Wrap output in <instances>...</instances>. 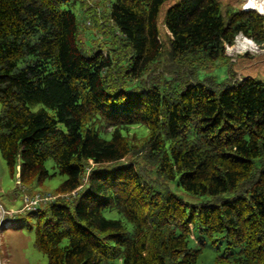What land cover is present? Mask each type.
Listing matches in <instances>:
<instances>
[{"label":"trees","instance_id":"1","mask_svg":"<svg viewBox=\"0 0 264 264\" xmlns=\"http://www.w3.org/2000/svg\"><path fill=\"white\" fill-rule=\"evenodd\" d=\"M68 1L105 47L84 52ZM169 1L0 0L2 159L29 194L53 176L48 160L66 177L26 212L48 264H199L194 232L223 242L218 264H264V81L199 79L226 47L261 52L264 13L180 0L166 45Z\"/></svg>","mask_w":264,"mask_h":264},{"label":"rangeland","instance_id":"2","mask_svg":"<svg viewBox=\"0 0 264 264\" xmlns=\"http://www.w3.org/2000/svg\"><path fill=\"white\" fill-rule=\"evenodd\" d=\"M114 1V0H110ZM180 0H170L161 11L160 20V34L164 43L168 42V31L163 24V16L169 6L177 3ZM223 6L231 5L236 8H256L264 13V0H219ZM64 9H70L79 19V30L84 36L82 39L81 47L84 52L91 55L95 50L100 49L101 44L103 47L104 38L100 34H89L86 27L92 26L87 24L84 17L79 1L63 4ZM88 25V26H86ZM108 46V45H107ZM261 52H240L238 54H229V62L219 61L217 64L208 70H201L199 72V79L203 80L206 77H215L219 83H225L229 78V69L234 72L235 79H242L251 77L258 81H264V45H260ZM227 51V50H226ZM40 106L36 107V110ZM1 110V108H0ZM132 132L138 133L140 139L148 136V129L143 125H136L132 128ZM110 138V135H106ZM51 178L46 180L42 185L36 188L37 192L43 194H52L55 190L66 180L65 176L55 174L56 168L53 160L46 162ZM174 192L188 204H203L214 203L211 196H191L182 188L176 187L172 184ZM29 193L20 185L17 174L11 176L5 161L2 159L0 153V204L3 206L5 213L4 219L0 224V264H48V258L43 253L39 252L36 248V237L34 229L30 228L32 221L25 219L27 213L24 212V198ZM104 215L111 219H123L115 210H106ZM127 226L132 229L130 224ZM202 236L197 232L190 237V246L202 248V253L199 259V264H218L217 258L224 254L225 246L223 242L212 243L210 239H206L205 246L197 245V241H202ZM218 244L217 246H215ZM108 264H121L118 259L110 260Z\"/></svg>","mask_w":264,"mask_h":264},{"label":"built area","instance_id":"3","mask_svg":"<svg viewBox=\"0 0 264 264\" xmlns=\"http://www.w3.org/2000/svg\"><path fill=\"white\" fill-rule=\"evenodd\" d=\"M84 1L88 4V6L93 7L97 0H84ZM243 10H247V9L244 8ZM87 24H90L89 20H87ZM226 50H227V47H226ZM56 198L57 196H54L52 194L35 193V194L25 195L24 212L36 211L42 204L53 202ZM4 213H5V210L3 206L0 204V224L2 223V220L4 219Z\"/></svg>","mask_w":264,"mask_h":264},{"label":"clouds","instance_id":"4","mask_svg":"<svg viewBox=\"0 0 264 264\" xmlns=\"http://www.w3.org/2000/svg\"><path fill=\"white\" fill-rule=\"evenodd\" d=\"M237 38V37H236Z\"/></svg>","mask_w":264,"mask_h":264}]
</instances>
